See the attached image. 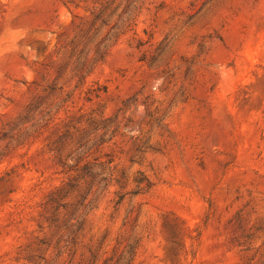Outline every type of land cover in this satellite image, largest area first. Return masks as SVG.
Segmentation results:
<instances>
[{
    "label": "rangeland",
    "instance_id": "1",
    "mask_svg": "<svg viewBox=\"0 0 264 264\" xmlns=\"http://www.w3.org/2000/svg\"><path fill=\"white\" fill-rule=\"evenodd\" d=\"M0 264H264V0H0Z\"/></svg>",
    "mask_w": 264,
    "mask_h": 264
}]
</instances>
